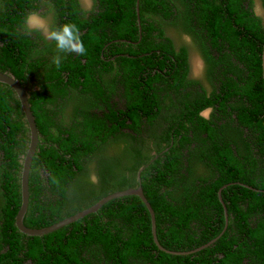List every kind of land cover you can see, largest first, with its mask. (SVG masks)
Segmentation results:
<instances>
[{
	"label": "trees",
	"instance_id": "1",
	"mask_svg": "<svg viewBox=\"0 0 264 264\" xmlns=\"http://www.w3.org/2000/svg\"><path fill=\"white\" fill-rule=\"evenodd\" d=\"M42 1L0 0V71L20 83L25 73L35 77L43 66L32 60L30 40L21 34L24 16L38 11ZM49 1L55 6V24L75 23L87 51L84 56L71 54L59 68L37 76L40 90L28 94L40 144L32 163L25 226H51L109 194L130 189L137 185L136 174L143 166L141 186L155 212L157 238L165 249L191 251L219 236L225 216L218 192L230 184L221 192L229 224L209 248L188 256L169 255L153 240L146 207L138 197L128 196L110 201L97 213L49 235H23L15 218L21 200L20 157L26 154L29 131L15 93L0 84V133L6 135L8 143L2 145L5 163L0 166V264H264V21L253 12L252 0H141V40L136 0H95L104 12L88 19L79 16L78 0ZM143 8L150 13L149 19H144L147 13ZM164 26L191 36L204 49L202 55L215 80L220 79L218 92L199 99L191 117L181 126L175 122L170 125L168 141L173 130L176 141L184 132V142L190 141L189 133L197 127L210 134L208 121L199 113L211 107L247 130L244 162L230 145H221L210 134L203 142L213 144L206 153L211 175L188 180L183 171L184 164L190 162V150L186 157L184 145H157L158 158L137 162L131 169L133 180L100 189L86 203L73 205L68 187L101 145H76L85 141L86 131L61 130L48 106L58 105L69 91L84 92L88 85L96 84L95 76L117 69L124 78H135L134 94L127 91L131 106L142 111L145 101H150L144 113L153 120L159 102L152 84L167 79L168 91L177 92L186 86L187 52L183 49L179 53L173 40L164 37ZM117 55V66L107 63ZM145 78L151 80V88L143 93L138 88ZM107 118L112 125L119 122L118 118ZM127 120L123 118L119 124L128 126ZM86 126L90 130L97 123ZM20 132L22 139L18 141Z\"/></svg>",
	"mask_w": 264,
	"mask_h": 264
},
{
	"label": "flooded vegetation",
	"instance_id": "2",
	"mask_svg": "<svg viewBox=\"0 0 264 264\" xmlns=\"http://www.w3.org/2000/svg\"><path fill=\"white\" fill-rule=\"evenodd\" d=\"M92 1L93 3L90 8L86 10L82 8L81 2L78 0V10H80L79 16L88 19L104 12V10L100 9L99 2L95 0ZM140 1L141 0H139V4ZM39 7L37 12H40L44 16H50L52 20L50 25L54 27L57 26V24H55L56 11L54 4L49 0H43L42 3L39 4ZM143 9L144 13L146 11L148 12L145 8ZM143 17L144 19H149L150 13L144 14ZM125 18H127V16ZM170 30L174 29L164 26V37L172 39L169 36ZM178 30L174 31L181 34L183 37L189 38L201 55L205 71V80L212 84V92H208L204 84L191 77L192 62L189 49L186 46L180 45L175 46L176 50H178L179 53L183 49L187 52L186 79L184 80L186 86L184 88H179V92H177L176 90L168 91V84L165 82L167 79H162L160 82L152 84L154 89L153 92L159 102V107L154 109L156 117L153 120H149L148 115L144 113L148 112L146 110L150 108V101H145V110L142 111H135V108L131 106L130 96L127 98V91L130 92L131 95L134 94V88L136 86L135 78H124L122 72L117 69L111 73H103L102 76L99 74L95 76L96 84L88 85L89 87H87L84 92L74 94L72 91H69L66 98L57 101L58 105L51 104L48 106L49 110H51L50 115L54 117V121L61 127V130L67 132L76 131L77 133L86 131L83 136L85 141L77 143L76 145H101L97 147L94 155L84 165V171L78 174L68 187L67 195L73 205H76L77 202L87 200V198L100 189L105 187H117L127 179L133 180L134 174L131 172V169L137 162L144 161L151 156H154L155 159L158 158L157 145L165 147L166 145H184V149L182 150H184L183 152L186 157L189 155L188 150H190V155L188 156L190 162L184 164L186 170L183 171L186 176L185 178L188 180L209 178L211 175L210 169L208 168L209 159L206 157V153H208L207 150H210L209 148L213 144L211 141L203 142V140H208L210 134L214 138V141H220L221 145H230V147L234 149L238 159L244 162L243 141L247 138V130L243 129L238 124L231 123L232 118L225 115L223 111L216 112L214 108H212L213 111L210 119H205L202 115V111L199 113L203 119L208 121V126L211 129L210 134L203 132L200 128L198 129L196 125L197 129L189 133V140L191 142H184V132L177 135L176 141L173 134L174 130L171 132V137L168 141V130L170 125L175 122L177 126H181V124L186 121V118L188 116L191 117L190 115L198 108L199 104L197 101L203 96L206 98L212 97L214 92L216 90L218 92V88L220 87V79L216 78L215 80V75L209 70L208 62L202 55L203 48L201 49L191 36ZM21 34L26 35L22 30ZM27 36L32 47L30 50L32 60L35 61L36 64H43V66L38 68L39 70L35 73V77L25 73L26 77L22 80L21 85L26 89L28 95L31 91L40 90L39 83L36 80L37 76H41L45 72L56 68L52 63V58L56 55V49L54 42L46 41L39 33H32ZM71 54L75 53L62 54L64 57L62 62L64 63L68 60ZM118 56L119 55L107 60V63L111 61L114 63V66H117L115 61ZM149 82L151 83V80L145 78L138 88L139 91L144 93V91L149 90L151 88L148 86ZM128 107H130L129 112H127ZM110 109L115 112V115H112ZM174 115L176 119H172ZM107 117L118 118L119 122L123 118L128 117L126 121L128 126H121L119 122L112 125L109 123L110 121ZM132 117L136 119L132 120ZM87 123H97V126L91 127L90 130H88L86 126ZM22 133L23 132H20L18 134V141L22 139ZM2 145H8V143L6 135L1 132L0 166L5 163V154L2 150ZM9 145H15V143ZM189 145L190 148L188 149ZM233 145L237 146L233 147ZM20 158V162L22 163L24 157ZM149 162H151V160ZM145 168L146 166H143L137 171V185H133L131 188L140 186L141 172ZM92 173L99 177V182L96 184L89 181V176ZM139 173L140 180L138 179ZM40 175L42 178H46L42 172ZM244 263H247V261H244Z\"/></svg>",
	"mask_w": 264,
	"mask_h": 264
},
{
	"label": "water",
	"instance_id": "3",
	"mask_svg": "<svg viewBox=\"0 0 264 264\" xmlns=\"http://www.w3.org/2000/svg\"><path fill=\"white\" fill-rule=\"evenodd\" d=\"M138 4H139V0H136L135 9H136L137 17H138L139 34H140V40H141L142 31H141V21H140V17H139L140 16V10L138 9ZM122 42H127V41H122ZM128 43H130V42H128ZM262 77H263V81H264V44H263V49H262ZM0 84L8 86L15 93V95H16L19 103H20L21 111L23 113L28 131H29V144L27 147L26 154L23 158L21 177H20V191H21V200H20V206H19L20 208H19V211H18L16 218H15V226L18 229V231L20 233H22L23 235H26L28 237H43V236L49 235V234L54 233V232H56V231H58L64 227H67V226H69L75 222H78L79 220H82L83 218H85L91 214L97 213L102 208L103 205H105L106 203H108L110 201H113L115 199H120L123 197H128V196L138 197L141 200L140 202L143 204V206L146 207V209L150 215V219H151V230H152L153 240H154L157 248L160 251L165 252L166 254L174 255V256H188V255L196 254L197 252H200L206 248H209L213 244H215L223 236V234L226 232V230L228 228V224H229L228 211H227V208H225V206L223 204L221 192H222V190L227 188L230 184L225 185L218 192V198L220 201L219 203L221 204L222 208L224 209V216H225V227H224L223 231L220 233L219 236L214 238L212 241H210L206 245H203V246H201L197 249L191 250V251H171V250L165 249L159 243L158 238H157L155 212H154L153 208L150 206V204L148 203L149 201L147 200V198L144 195V191H143L141 184L137 188H130V189H126L123 191H118V192L109 194V195L103 197L102 199H100L99 201H97L96 203H94L93 205L89 206L88 208H86V209H84V210H82V211H80V212H78V213H76V214H74L68 218H65V219H63V220H61V221H59V222H57L51 226L44 227L41 229H31V228L26 227L24 224V219H25V216H26L28 209H29L28 203L30 200V174H31V167H32L33 159L35 157V154L38 150V146L40 143L39 132L37 129L35 117H34L33 112L31 110V105L29 103V97L27 95L26 89L11 74L4 73L1 71H0ZM138 179L140 180V173L138 175ZM238 184L241 186H244L248 189H251L254 191H259V190L253 189L247 185H244L241 183H238Z\"/></svg>",
	"mask_w": 264,
	"mask_h": 264
},
{
	"label": "clouds",
	"instance_id": "4",
	"mask_svg": "<svg viewBox=\"0 0 264 264\" xmlns=\"http://www.w3.org/2000/svg\"><path fill=\"white\" fill-rule=\"evenodd\" d=\"M23 31L26 35L39 33L46 41L54 42L56 55L52 63L59 68L64 58L62 54L75 53L79 56L86 55V47L81 39L80 29L75 23H64L59 26L49 24L46 16L37 11H29L23 19ZM213 109L211 107L202 111L205 119L211 118ZM89 181L93 184L99 182V177L94 173L90 174Z\"/></svg>",
	"mask_w": 264,
	"mask_h": 264
},
{
	"label": "rangeland",
	"instance_id": "5",
	"mask_svg": "<svg viewBox=\"0 0 264 264\" xmlns=\"http://www.w3.org/2000/svg\"><path fill=\"white\" fill-rule=\"evenodd\" d=\"M80 4L82 8L89 9L91 4L93 3L92 0H80ZM252 9L254 10V13L257 17L261 18L264 21V8H263V1L262 0H252ZM49 24L52 21L50 16H46ZM169 36L173 39L176 46H186L189 49L190 58L192 62V72L191 77L193 79L197 80L198 82H201L204 84V86L207 88L208 92L213 91L212 84H210L208 81L205 80V71H204V65L202 63V58L195 46L193 45L192 41L187 38L181 36V34L177 33L174 30L169 31ZM93 174V173H92ZM89 200L80 201L77 202L76 205L84 204Z\"/></svg>",
	"mask_w": 264,
	"mask_h": 264
}]
</instances>
